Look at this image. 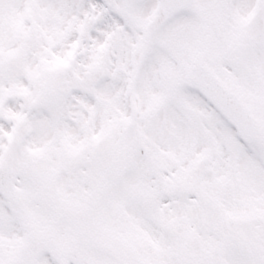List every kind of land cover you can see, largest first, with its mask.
<instances>
[{
	"label": "snow or ice",
	"instance_id": "snow-or-ice-1",
	"mask_svg": "<svg viewBox=\"0 0 264 264\" xmlns=\"http://www.w3.org/2000/svg\"><path fill=\"white\" fill-rule=\"evenodd\" d=\"M0 264H264V0H0Z\"/></svg>",
	"mask_w": 264,
	"mask_h": 264
}]
</instances>
